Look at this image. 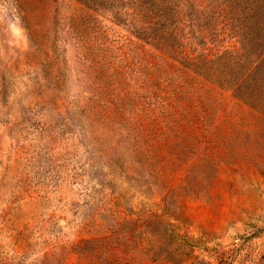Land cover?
Returning <instances> with one entry per match:
<instances>
[{"label":"rangeland","instance_id":"obj_1","mask_svg":"<svg viewBox=\"0 0 264 264\" xmlns=\"http://www.w3.org/2000/svg\"><path fill=\"white\" fill-rule=\"evenodd\" d=\"M167 1L197 36L231 0ZM131 9L0 0V264H264V96Z\"/></svg>","mask_w":264,"mask_h":264},{"label":"trees","instance_id":"obj_2","mask_svg":"<svg viewBox=\"0 0 264 264\" xmlns=\"http://www.w3.org/2000/svg\"><path fill=\"white\" fill-rule=\"evenodd\" d=\"M168 5L167 0H132L131 10L146 29L157 31L152 40L182 57L188 69L246 103L249 96H264V0L226 1L215 32L203 26L197 36L169 26ZM189 42L194 50H188Z\"/></svg>","mask_w":264,"mask_h":264}]
</instances>
